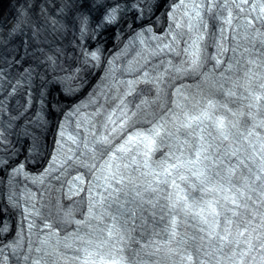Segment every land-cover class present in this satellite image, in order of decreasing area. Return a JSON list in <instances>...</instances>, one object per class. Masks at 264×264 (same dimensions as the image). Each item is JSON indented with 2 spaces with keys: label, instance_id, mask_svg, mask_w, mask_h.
Listing matches in <instances>:
<instances>
[{
  "label": "snow or ice",
  "instance_id": "obj_1",
  "mask_svg": "<svg viewBox=\"0 0 264 264\" xmlns=\"http://www.w3.org/2000/svg\"><path fill=\"white\" fill-rule=\"evenodd\" d=\"M261 87L264 88V84H262ZM261 98H262L261 96H256V97H255L256 101H259ZM199 119H200V117H192V120H199ZM185 127H191V123L186 124ZM218 127H223V122H222V121L219 122ZM139 135H143V134L141 133V134H139ZM155 135H159V132L157 131V132L155 133ZM225 139H227V137H225ZM198 155H199V154H198ZM207 158H208V157H205V159H207ZM174 167H175V165H174ZM165 171H167V169H165ZM201 175H202V173H201ZM180 179L184 180V179H186V177L181 176ZM256 179H259V177H256ZM173 184H175V181H173ZM177 187H178V186H177ZM138 195H139V193H138ZM232 202H233V203H236L235 200H233Z\"/></svg>",
  "mask_w": 264,
  "mask_h": 264
},
{
  "label": "bare ground",
  "instance_id": "obj_2",
  "mask_svg": "<svg viewBox=\"0 0 264 264\" xmlns=\"http://www.w3.org/2000/svg\"><path fill=\"white\" fill-rule=\"evenodd\" d=\"M6 0H0V7H4V2H5ZM1 9V8H0Z\"/></svg>",
  "mask_w": 264,
  "mask_h": 264
}]
</instances>
